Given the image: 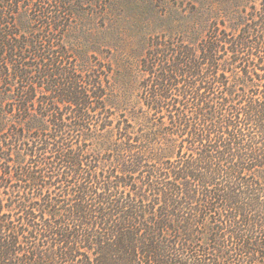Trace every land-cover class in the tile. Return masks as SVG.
<instances>
[{
	"label": "trees",
	"instance_id": "1",
	"mask_svg": "<svg viewBox=\"0 0 264 264\" xmlns=\"http://www.w3.org/2000/svg\"><path fill=\"white\" fill-rule=\"evenodd\" d=\"M27 1L0 0V264H260L264 0L151 39L141 107L65 39L19 30ZM55 1L34 20L65 38ZM95 115L118 136L106 162L74 143Z\"/></svg>",
	"mask_w": 264,
	"mask_h": 264
},
{
	"label": "rangeland",
	"instance_id": "2",
	"mask_svg": "<svg viewBox=\"0 0 264 264\" xmlns=\"http://www.w3.org/2000/svg\"><path fill=\"white\" fill-rule=\"evenodd\" d=\"M62 1V12L66 13L61 14L66 22L65 38L59 33L51 32L50 28L44 29L41 20H34L47 12L49 17L53 13L57 15L61 8L55 0L27 1L15 18L18 29L26 32L41 30L40 34L44 39L49 33L55 38L65 39L73 49L86 53L84 60L76 57L71 61L81 69L88 66L99 69L98 73L101 74L107 86L106 93L110 97L126 90L131 95V101L134 100L136 105L141 107L143 100H140V97L142 98V84L145 81L143 59L150 49L151 39L157 35H169L171 32L189 35L193 29L198 37H203L215 23L236 27L239 14L244 9L250 11L253 4L260 6L263 0ZM39 4L45 8L42 13L35 12V6ZM45 18L42 21H45ZM45 44V41L42 42V45ZM128 115L130 116L129 113ZM152 118L150 121L156 122L157 119L158 122L160 119L159 116ZM93 119L96 122L92 121L90 139L85 141L80 137L76 138L75 147L83 146L86 151L95 152L96 155L99 153V158L106 162L105 160L111 159L109 156L113 154L109 149L119 142L117 132L113 131L111 126L102 128L104 123L100 122L99 116L95 115ZM110 121L111 119L106 123L109 124ZM97 164L104 168V163ZM62 186L60 185V188ZM52 191L55 194L61 193V189ZM260 264H264V260H261Z\"/></svg>",
	"mask_w": 264,
	"mask_h": 264
}]
</instances>
